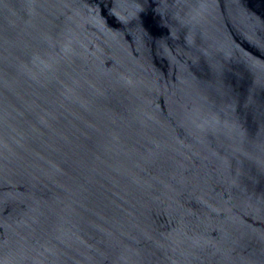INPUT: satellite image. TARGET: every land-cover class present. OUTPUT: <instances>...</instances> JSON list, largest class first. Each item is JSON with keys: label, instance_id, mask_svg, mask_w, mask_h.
<instances>
[{"label": "water", "instance_id": "obj_1", "mask_svg": "<svg viewBox=\"0 0 264 264\" xmlns=\"http://www.w3.org/2000/svg\"><path fill=\"white\" fill-rule=\"evenodd\" d=\"M0 264H264V0H0Z\"/></svg>", "mask_w": 264, "mask_h": 264}]
</instances>
